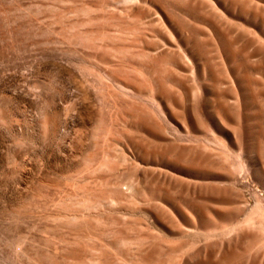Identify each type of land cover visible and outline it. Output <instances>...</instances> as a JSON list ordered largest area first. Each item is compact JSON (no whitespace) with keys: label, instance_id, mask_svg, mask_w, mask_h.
<instances>
[{"label":"rangeland","instance_id":"obj_1","mask_svg":"<svg viewBox=\"0 0 264 264\" xmlns=\"http://www.w3.org/2000/svg\"><path fill=\"white\" fill-rule=\"evenodd\" d=\"M263 93L264 0H0V264H264Z\"/></svg>","mask_w":264,"mask_h":264},{"label":"bare ground","instance_id":"obj_2","mask_svg":"<svg viewBox=\"0 0 264 264\" xmlns=\"http://www.w3.org/2000/svg\"><path fill=\"white\" fill-rule=\"evenodd\" d=\"M253 98V95H251L250 101L246 103L248 106L253 104ZM260 135L257 114L253 110H250L247 120L248 158L250 169L256 179H264V160L259 155L260 144L258 138Z\"/></svg>","mask_w":264,"mask_h":264}]
</instances>
